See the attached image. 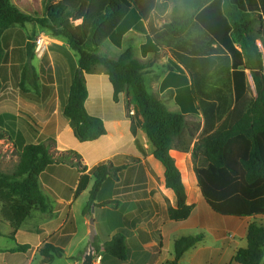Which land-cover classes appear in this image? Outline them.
I'll use <instances>...</instances> for the list:
<instances>
[{
	"label": "trees",
	"instance_id": "obj_1",
	"mask_svg": "<svg viewBox=\"0 0 264 264\" xmlns=\"http://www.w3.org/2000/svg\"><path fill=\"white\" fill-rule=\"evenodd\" d=\"M108 1L104 11H96L87 18L88 34L83 44H78L64 24L68 20L85 18L80 8L82 1L73 7L62 0H43L44 17L33 18L23 13L12 0H0V64L4 55L3 33L13 26L35 22L53 36L67 39L79 55V68L63 115L79 142H93L107 133L104 121L89 115L85 107L89 95L85 75L103 70L113 87L114 101L117 102L123 93L131 97L135 116L139 118L138 123L132 119L133 135L137 136L138 129L145 132L153 146L154 158L165 168V185L174 192L177 200V206L172 209L175 221L187 220L193 206L187 204L186 186L171 155L173 150L183 154L192 152L198 186L213 212L223 217L264 218V51L259 46L261 42L264 47V0H174L182 3V10L174 6L172 18L166 22L158 17L159 26L154 24L153 17L163 7L161 0ZM105 25L108 28L104 41L108 39L118 48H122L124 38L132 31L146 35L147 42L141 47L143 56L159 52L162 45L181 49L184 35L194 26L198 30L197 46H192L190 54L212 63L208 69H213L211 79L217 83V53L219 50L225 53L227 65L223 79L226 77L230 84H213L214 93L210 96L204 94L203 85H197L198 74L190 65L189 60H193L172 50L177 62H173L169 69L179 71V63L194 80L192 86L178 91L181 112L173 113L159 96L149 91L146 65L136 57L133 45H127L117 57L101 53L98 39ZM247 72L255 82L256 97L250 95ZM1 90L0 78V94ZM204 97L211 102H206ZM198 115L204 117V126L197 121H187L188 117L197 118ZM7 135L0 129V139ZM48 141L41 135L36 143L23 145L16 170L12 174L0 173V211L3 219L14 229L11 238L34 211H50L39 180L49 166L67 164L76 167L80 173L87 171L78 152H52L53 145L47 144ZM135 143L145 156L146 152L138 140ZM140 162L138 157L119 154L96 165L91 171L95 183L86 212H90L92 207L119 208V199L95 204L97 195L106 180H119L122 171ZM88 178L81 176L78 193L84 190ZM123 200H134V194L125 195ZM204 238L198 234L175 240L174 259L167 264H178L183 255ZM247 239V248L237 251L235 261L261 264L264 259V226L253 222ZM105 245L107 255L121 262L129 259L123 233H117ZM94 246L98 254L100 247ZM162 247L159 234L156 250L160 251ZM28 249L29 246L18 245L15 251L26 252ZM40 254L43 263L49 264L64 258L65 252L46 244L40 249Z\"/></svg>",
	"mask_w": 264,
	"mask_h": 264
},
{
	"label": "crops",
	"instance_id": "obj_2",
	"mask_svg": "<svg viewBox=\"0 0 264 264\" xmlns=\"http://www.w3.org/2000/svg\"><path fill=\"white\" fill-rule=\"evenodd\" d=\"M130 35L134 38L133 46L136 49V57L146 65L149 91L159 96L173 113L181 112L177 101L178 91L192 86L194 80L191 73L179 63L178 66L181 68L179 71L169 69L170 65L173 66V62H177L172 50L193 60L192 62L189 60L190 65L193 72L198 74L197 81L203 85L204 94L212 95L214 93L213 84H230L226 77L223 79V70L226 71L227 65L225 53L220 50L217 53V83L211 79L213 69H208L212 63L201 60L200 58L203 57L190 54L192 46H197L195 38L198 36V30L194 26H191L184 35L181 49L162 45L159 52L143 56L141 47L147 42V37L132 31L124 38L122 48L115 47L109 41L106 42L107 48H100L101 53L113 57L119 56L127 46V39ZM39 37L45 38L44 54H38L36 51L37 39L34 41L32 52H34L36 60L42 63L50 54L51 44L49 43L50 39L47 40L45 35H38L37 38ZM24 55V49L16 52L14 48L10 49L6 55L4 80L7 84H2L0 94V128L8 135L5 139H0V142L2 140L9 141L11 146L5 152L4 159L6 161L4 162L13 163L15 170L19 163L18 154L21 147L34 143L42 135L55 144L52 152L67 150L78 152L82 157L83 164L87 166V171L80 173L76 167L67 164L49 166L40 175L39 180L51 209L47 213L34 211L16 232L14 238L10 237L14 229L3 219L0 211V231L2 233L0 236V264H44L40 249L46 244H52L65 252L64 258L56 259L49 264H82V258L90 244V220L94 221L97 232L94 244L100 247L98 253L102 258L100 264H167L174 259V251L169 256H164L166 240H169L173 246L175 240L182 236L198 234L204 235L205 238H212L213 243L210 246H205L204 238L196 247L187 251L178 264H240L235 261L234 257L239 249L248 246L249 226L253 222L264 226V218L223 217L218 214L216 216L215 212L209 210L210 207L201 194L194 170L192 152L183 154L173 150L171 155L176 160L186 186L187 204L193 206L192 213L187 220L175 221L172 217V209L177 206L176 196L165 185V168L161 162L154 158L153 146L148 141L145 132L138 129L136 137L132 133V119L134 118L138 123L139 118L135 116L134 104L127 93L121 94L116 102L113 99L111 84H94L92 80L89 81L85 77L89 94L85 105L86 110L89 115L102 119L107 131L105 136L93 142L81 143L77 140L69 121L63 115L64 108L60 113L58 111L60 96L57 89L48 98V102L44 100L45 97L42 93L41 102L35 103L39 111L41 110L43 113V117L40 112L38 115L44 118L37 128L38 133L30 134L27 126L20 127L19 121L27 119L26 112L28 110L26 107L30 103L27 95H29L28 90L32 89L29 84H24L27 76L26 67L22 68L20 74L15 68ZM2 66L3 63L0 65V78L3 82ZM78 68L77 66L74 77ZM41 71H46L45 64L41 67ZM247 73L251 89L250 95L256 97L255 82L252 75ZM18 75H20L23 84H14ZM203 76L205 79L201 78ZM72 81L65 87V101L62 107L67 104ZM54 86L57 87L59 84H54ZM39 89L37 84L31 90L37 98L40 95ZM204 100L209 101L205 97ZM212 118L210 117V119ZM14 121L17 126L14 125ZM187 121L189 123L197 121L204 126L202 115H199V118L188 117ZM28 134L35 138L34 142L29 141ZM136 140L145 150V156L137 147ZM197 141L198 139L195 142ZM87 146L90 149L86 148ZM119 154L138 157L141 162L122 171L119 174V180L110 178L106 180L97 195L95 204L104 203L106 201H102L101 196L107 189H111L114 198L112 200H121L120 207L117 209L95 207L89 219L86 207L90 191L95 183L91 171L99 163L111 160ZM7 156L8 159H6ZM13 172L0 171L4 174ZM83 175L89 177L88 183L84 190L78 193L80 178ZM128 194H134V200L124 201L122 199ZM56 202L59 203V206H56ZM140 231L145 234L141 235ZM119 232L123 233L128 245L129 259L125 262L107 255L103 249L105 243ZM159 234L162 237L163 247L157 251ZM18 245L29 246V249L26 252L15 251ZM70 258L76 259L71 260ZM261 264H264V259Z\"/></svg>",
	"mask_w": 264,
	"mask_h": 264
},
{
	"label": "rangeland",
	"instance_id": "obj_3",
	"mask_svg": "<svg viewBox=\"0 0 264 264\" xmlns=\"http://www.w3.org/2000/svg\"><path fill=\"white\" fill-rule=\"evenodd\" d=\"M64 3L76 7L82 1V5L80 6L85 18L79 21L68 20L64 26L70 30L74 38L77 40L78 44H83L84 39L88 34V27H87V18L90 14L96 11H104L105 8L109 5L108 0H62ZM162 1V8L159 10L157 15L153 17L154 24L158 25V17H160L162 22L169 21L172 18V11L174 6H178L182 10V3L180 1L174 0H161ZM12 3L17 6L23 13L32 16L33 18H43L45 15V9L43 6V0H12ZM108 28V25H105L103 30L99 35V44L103 48H107V43L109 40L104 41L103 37L105 32ZM38 35H45L51 44L50 54L47 58H45L42 63L36 60L33 49H34V41L38 39ZM133 35V34H132ZM130 35L127 39V45H133V36ZM104 41V42H103ZM2 45L4 49V55L1 60L3 63L1 69V75L3 77L2 84H7L5 82L4 77L6 76L5 71V61L7 52L10 49L14 48V51L18 52L24 49V58L21 59L18 66H15L17 72L20 74L22 68L26 67V79L24 84H29L30 88L34 89V85H39L40 95L37 98L35 93L28 90L29 95H27L30 99V103L26 107L28 112H26V120H20L19 126H27L30 130V134L38 133V129L40 122L44 121L43 113L39 108L36 107L37 102H41L42 93L44 95V100L48 102V98L52 95V93L57 89L59 92L60 99L58 100V111L59 113L64 108L63 102L65 101V87L67 84H71L72 79L74 78V74L76 71L77 66L79 67V55L78 53L73 50L68 42L67 39L63 37H55L49 31L42 28L39 24L35 22L27 23L23 26L16 25L12 28L6 30L2 36ZM259 46L264 51V47L261 42H259ZM113 57V56H112ZM42 64V65H41ZM45 64L46 71L42 72L41 67ZM1 65V64H0ZM105 74V75H103ZM87 75H95V76H86V79L89 81L92 80L94 84H111L109 81L108 76L103 70H99L95 74H87ZM103 75V76H102ZM204 79V76L201 77ZM14 84H23L20 75L18 78L14 80ZM54 84H59V86H54ZM89 84V83H88ZM197 85L200 86L199 82ZM48 106V105H47ZM38 112L41 113L42 117L38 115ZM25 114V113H24ZM199 118V115H198ZM14 120L16 118L14 117ZM14 125L17 126L16 121H14ZM2 129V128H0ZM3 130V129H2ZM29 135V134H28ZM74 138V137H73ZM30 142H34L35 138H32L31 135L28 136ZM38 141V139H37ZM35 141L34 143H36ZM52 143L53 147L55 144L51 141H48L47 144ZM10 142L6 140H2L0 142V171L2 170H9L13 172L14 166L13 163L4 162L5 152L8 151L10 148ZM89 148L90 147H86ZM19 155V154H18ZM8 159V156L6 157ZM102 201H110L113 198V191L111 189H107L101 196ZM123 199V198H122ZM56 206H59V203H55ZM209 208V207H208ZM209 210H211L209 208ZM211 212H213L211 210ZM216 216L217 214L214 213ZM90 219V218H89ZM217 223V222H215ZM212 238L206 237L204 244L205 246H210L212 244ZM172 243L169 240H166L164 244V256H169L173 252Z\"/></svg>",
	"mask_w": 264,
	"mask_h": 264
},
{
	"label": "water",
	"instance_id": "obj_4",
	"mask_svg": "<svg viewBox=\"0 0 264 264\" xmlns=\"http://www.w3.org/2000/svg\"><path fill=\"white\" fill-rule=\"evenodd\" d=\"M94 210H95V207H92L91 211L88 213V218L91 217ZM90 228H91L90 244L82 258V264H92L94 256L96 254V248L94 246V238L97 232L95 230L93 220H90ZM103 249L106 250V245H104Z\"/></svg>",
	"mask_w": 264,
	"mask_h": 264
},
{
	"label": "built area",
	"instance_id": "obj_5",
	"mask_svg": "<svg viewBox=\"0 0 264 264\" xmlns=\"http://www.w3.org/2000/svg\"><path fill=\"white\" fill-rule=\"evenodd\" d=\"M46 45L45 38L39 37L36 40V51L38 54H44V47ZM101 256L99 254H95L92 264H100Z\"/></svg>",
	"mask_w": 264,
	"mask_h": 264
}]
</instances>
